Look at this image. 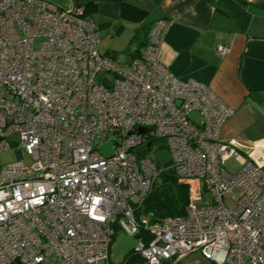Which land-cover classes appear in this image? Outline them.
I'll return each instance as SVG.
<instances>
[{
  "label": "built area",
  "instance_id": "built-area-1",
  "mask_svg": "<svg viewBox=\"0 0 264 264\" xmlns=\"http://www.w3.org/2000/svg\"><path fill=\"white\" fill-rule=\"evenodd\" d=\"M171 24L156 21L121 65L99 53L83 9L0 0V152L19 137L17 160L0 168V264H109L114 228L149 235L137 237V264H181L195 251L213 264H264V141L219 140L232 110L158 58ZM159 147L170 154L162 168ZM230 157L234 174L222 166ZM163 170L187 187V204L152 222L137 213Z\"/></svg>",
  "mask_w": 264,
  "mask_h": 264
},
{
  "label": "crops",
  "instance_id": "crops-1",
  "mask_svg": "<svg viewBox=\"0 0 264 264\" xmlns=\"http://www.w3.org/2000/svg\"><path fill=\"white\" fill-rule=\"evenodd\" d=\"M43 1L64 11L81 8L98 29L119 36L129 27L131 59L143 51L156 21L171 20L158 58L179 80L203 84L232 110L219 140L248 147L264 141V0H243L250 15L245 30L237 19L218 9L224 3L214 5L208 0ZM121 3L145 15L139 21L126 19ZM219 46L228 52L219 55ZM193 116L199 118L196 113Z\"/></svg>",
  "mask_w": 264,
  "mask_h": 264
},
{
  "label": "rangeland",
  "instance_id": "rangeland-1",
  "mask_svg": "<svg viewBox=\"0 0 264 264\" xmlns=\"http://www.w3.org/2000/svg\"><path fill=\"white\" fill-rule=\"evenodd\" d=\"M115 29V28H114ZM107 32L106 30L99 29L100 33V43L98 45V50L100 54H105L107 51L113 53L115 56V61L121 65H126L131 59V50L129 49V38H131V30L126 29L121 36L117 35L116 32ZM108 73L100 72L96 76V82L102 84V82L108 79ZM194 119H197L196 116H193ZM221 141V140H220ZM10 143V149L0 152V168L4 165L10 164L17 160V155L15 151L19 147V137L18 134H13L8 139ZM224 143V142H223ZM226 144V143H225ZM112 143L107 141L106 143L97 147V150L100 155L103 157H108L113 153ZM151 157L159 164V166L165 167L170 160V154L166 148L159 147L156 150H153ZM23 161L26 164L31 162V158L28 156H23ZM223 168L234 174L241 168L240 164L236 161L234 157L226 159L223 164ZM209 198V194H204V199ZM225 206L228 209H233L234 205L226 201ZM138 238L129 235L126 231L114 228V235L109 250V264H123L127 257L133 253V249L137 243ZM181 264H213L210 261H207L203 256L195 251L187 255Z\"/></svg>",
  "mask_w": 264,
  "mask_h": 264
},
{
  "label": "trees",
  "instance_id": "trees-1",
  "mask_svg": "<svg viewBox=\"0 0 264 264\" xmlns=\"http://www.w3.org/2000/svg\"><path fill=\"white\" fill-rule=\"evenodd\" d=\"M218 3H224V7L222 5L218 9H222L226 15L237 19L240 28L245 30V26L250 18L247 12V4L243 0H219L217 3L212 4L216 5ZM121 5L122 16L126 19L139 21L145 15L143 10L132 5L126 3H121ZM218 9L217 11H219ZM83 12L86 17L85 10H83ZM105 55L115 58L113 53L108 51ZM186 204L187 187L178 182V178L173 171L163 170L159 175L158 182L152 193L146 198L137 216L144 214L149 216L152 222L164 218H178L184 215ZM137 237L143 238L145 242H148L150 238L144 231H140ZM138 262L139 258L131 253L123 264H137Z\"/></svg>",
  "mask_w": 264,
  "mask_h": 264
},
{
  "label": "water",
  "instance_id": "water-1",
  "mask_svg": "<svg viewBox=\"0 0 264 264\" xmlns=\"http://www.w3.org/2000/svg\"><path fill=\"white\" fill-rule=\"evenodd\" d=\"M144 131H145L144 128H139V129H138V132H139V133H143ZM139 152H142V150H139ZM139 152H138V153H139Z\"/></svg>",
  "mask_w": 264,
  "mask_h": 264
}]
</instances>
